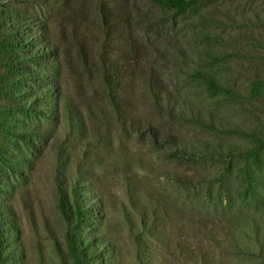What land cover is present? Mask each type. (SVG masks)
<instances>
[{
    "label": "trees",
    "instance_id": "obj_1",
    "mask_svg": "<svg viewBox=\"0 0 264 264\" xmlns=\"http://www.w3.org/2000/svg\"><path fill=\"white\" fill-rule=\"evenodd\" d=\"M1 1L0 264H26L22 260L11 261L15 251L13 245L21 241L20 230L12 197L7 194L3 196L2 193L6 192V187L15 188L18 180L22 182L19 188L26 187V167L32 170L40 156L38 143L48 145L52 155L53 205L57 224L62 226L60 234L65 248L46 219L44 226L48 237L53 240L60 264H122L113 237L118 226L125 230V235L133 244L137 264H220L216 260V249L222 258L237 253L255 255L264 260V225L253 218L247 221L250 230L245 231L244 235L258 245L257 249L237 239L233 226L225 227L227 230L223 235L229 245L220 250L216 238L218 233L222 234L223 226L220 223L236 224L238 215L225 213L227 211L212 213L189 204L185 199L173 197L163 189L148 191L140 188L144 181L143 171L162 174L171 182V187L177 186L178 189L208 183L215 176L208 172L206 163H220L229 157L230 163L231 159L233 164L243 162L234 171V178H239L240 189L237 194L247 199L259 197L256 185H264L260 157L264 152V53L258 59H249L245 68L247 75L244 73L245 83L239 84L236 80L232 83L222 81L223 73L217 69V62L223 58L209 50V69H193L191 72L192 78L206 89L207 98L214 102L212 106H206L200 99L176 92L162 80L152 63L148 65L158 59H173L172 50L181 52L176 36L166 33L173 30L171 25L165 26L166 20L153 12L151 15L150 12L143 13L140 0H98L93 13L104 30L103 41L106 49H111L112 58L100 52L94 60L90 58L92 46L85 43V47L82 43L74 45H78L76 53L78 58L81 57L87 72L95 73L100 78L101 96L107 101L111 115L106 120L110 122L113 119L118 127L133 136L150 137L151 144L168 151L164 161L159 156H155V160L143 156L133 159L134 156L127 154L115 155L111 138L109 145L99 141L100 136L97 140H88V118L95 119L98 114L88 107L90 116H84L79 108L66 101L56 61L60 53L59 45L52 42L43 19L19 12L7 14L9 9ZM44 1L61 8L60 17L63 22H67L65 27L70 25L77 41L85 38L81 35V24L87 23L88 11L80 0ZM150 1L173 10L175 14H186L208 7L209 3L218 0ZM207 19L212 20L205 16ZM60 26L63 28L62 22ZM262 27L264 21L255 20L243 31L250 30L248 39L255 38L254 43L257 42L264 50ZM137 28H141L140 31H144L147 37L139 38ZM257 50L254 47L251 53L247 48L241 49L238 54L248 56ZM141 62L147 66L137 67L136 64ZM136 78L142 81V100L145 99V104H150L169 122L219 131L234 141L221 142L205 138L186 140L141 118L136 103L138 95L134 84H131ZM218 98L225 100L226 104L232 102L239 105V119L243 124L218 111V107L223 105L217 102ZM62 103L65 104L64 113L69 125L63 136L53 126L10 122L14 116L25 115L27 118L38 117L57 123L61 118L59 106ZM105 111L101 110L100 114L104 115ZM15 139L32 145L30 156H22L21 163L13 159L12 150L4 143V140L10 142ZM250 158L257 160L254 167ZM184 159H193L197 166L186 168ZM89 163V166H84ZM93 165L111 168L121 179L126 201L120 199L118 203L112 202V218L106 190L99 187L101 179L91 168ZM231 169L228 167L226 173L231 172ZM213 179L218 184L219 199L227 198L230 179L223 174ZM22 198L24 209L33 218V201L23 195ZM8 237L12 240L9 241Z\"/></svg>",
    "mask_w": 264,
    "mask_h": 264
},
{
    "label": "rangeland",
    "instance_id": "obj_2",
    "mask_svg": "<svg viewBox=\"0 0 264 264\" xmlns=\"http://www.w3.org/2000/svg\"><path fill=\"white\" fill-rule=\"evenodd\" d=\"M83 6L87 9L88 21L81 24V35L85 38H80L78 41L73 35V31L70 30V25H65L67 22H63L60 17L62 12L58 5L46 2L44 0H2L1 4H5L9 9V13L19 12L21 14H28L30 17L36 18L37 16L43 19V23L46 25L48 35L52 42L59 45V56L57 64L60 69V80L63 92L67 102L74 104L79 108L83 115H89V109L93 108L97 112V118H88L87 121V137L88 140H97L109 145L110 138L114 141L113 153L115 155H129L143 156L146 159L155 160V156H159L160 160L164 161L168 151L164 148L158 147L155 144H151L150 137H137L122 130L118 127L113 119L108 122L106 118H111L109 113V105L102 95V86L100 78L97 74H90L83 66L82 60L78 58L76 53V43H82L85 47H93V53L90 58L94 60L97 56L104 54L107 57L112 58L111 49L107 50L104 44V30L101 28V24L98 23L97 15L93 12L98 0H80ZM140 6L143 13L150 12L166 20L165 26H172L166 33H172L177 39V44L181 49L179 53L177 50H172L174 53L173 59L169 61L155 60L149 62L148 65L156 67L161 78L171 88H174L176 92H180L184 96H193V98L200 99L206 106H212L211 100L207 98L206 89L196 79L192 78L191 72L193 69L208 70L209 69V50L220 56L223 59L218 60V70H221L223 82L232 83L233 80L238 81L239 84L245 83V70L247 63L251 57H258L263 55L264 50L257 45L255 38H250V30L243 31L244 27L249 26L255 20L264 21V0H218L209 3L208 7L199 8L198 10H191L186 14H175L173 10L162 8L155 5L150 0H140ZM78 4V3H76ZM69 10V9H68ZM70 12V11H68ZM153 12V13H151ZM67 13V12H66ZM205 16L212 18V20H205ZM65 21V20H64ZM60 22L64 26L61 28ZM87 24V25H86ZM261 27V26H260ZM264 28V27H262ZM255 29V27H254ZM257 29V28H256ZM141 28H137V34L139 38L147 37L144 31H140ZM172 30V31H171ZM252 30V29H251ZM258 30V29H257ZM63 31V32H62ZM264 34V29H261ZM256 32V30H254ZM253 32V33H254ZM85 43V44H84ZM254 47L258 50L251 54ZM248 49L251 53H246L248 56H242L238 54L241 49ZM101 52V53H100ZM100 53V54H99ZM251 54V56H250ZM225 60V61H223ZM48 61V60H47ZM137 67L147 66L145 62L136 64ZM138 70V69H136ZM186 71H188L186 73ZM190 73V74H189ZM238 73L241 76L238 77ZM227 78V79H225ZM142 81L138 78L132 80L131 84H134L135 92L138 95L136 103L138 106V112L141 118L151 121L155 126L160 129H167L174 132L186 140H192L195 138H205L209 140H217L221 142L234 141L232 137H228L219 131H208L205 128H197L192 124L171 123L163 115L161 116L158 111L150 104H145L143 99L144 93L141 91ZM140 88V89H139ZM217 101L222 102L223 105L218 107V111L221 114L231 118L235 122L243 124L239 119V105L236 103H227L225 100L218 98ZM65 104L59 106L61 111L60 121L57 123L50 122L38 117L27 118L25 115H18L10 120L13 124H25L27 122L31 124L41 123L47 127H55L57 133L63 136L68 130V121L65 116ZM101 110H106L103 114H100ZM90 116V115H89ZM88 116V117H89ZM105 120V121H102ZM244 126H246L244 124ZM81 139L84 137L78 136ZM7 146L13 152V159H16L19 163L20 159L25 156H30L31 144L26 143L20 139H15L10 142L4 140ZM40 156L38 162L35 163V167H26V187L19 188L22 183L17 181V185L14 187H6L3 192V196L12 197V206L17 214L18 227L20 230V243L16 246L13 245L15 251L12 262L25 261L26 264H60L57 254L53 246V240L48 237V232L45 229V219L51 223V227L54 229L58 236V240L61 246L65 248L63 237L60 234V228L57 224V217L55 215V207L53 205V182H52V155L49 151L48 145L44 143L40 145ZM103 153H108L101 150ZM162 152V153H161ZM161 154V156H160ZM263 166L261 169V175L264 177V152L260 154ZM132 159V160H133ZM135 161V160H133ZM161 161V162H162ZM257 160L250 158V163L253 167L256 165ZM158 162V161H157ZM160 162V161H159ZM233 160L226 158L220 163H206L208 172H211V176H223L228 177L230 193L227 194V198L219 199L218 196V184L215 177H212L208 183H199L190 185L187 189L177 188V186L171 187V182L166 180L162 174L144 172V181L140 188L148 191L165 190L171 196L178 197L181 200H187L189 204L196 205L200 208L209 210L212 213H233L238 215L237 223L231 224L222 221L220 224L223 226L222 234L218 233L217 240L222 248L227 247L228 241L223 235L226 232L225 227L235 226L234 233L236 238L242 243L246 242L250 244L253 249H257L258 245L251 239L244 235L245 231H249L248 220L253 218L260 224L264 225V185H256L258 198H243L237 194V190L240 189L239 178H234V171L243 162L232 163ZM256 162V163H255ZM183 164L186 168H195L197 163L193 159H184ZM89 164H85L87 167ZM92 165V164H91ZM232 167L231 172L226 173V169ZM101 179L99 184L100 188L106 190V196L110 202V217L112 218V202H119L120 199L126 201V195L123 191V185L119 175L115 173L111 168L104 166L93 165L91 166ZM229 170V169H228ZM5 187V186H4ZM4 190V188H3ZM141 190V189H140ZM20 191V192H19ZM1 192V191H0ZM33 201L34 210L32 212L33 218L28 214L22 205V195ZM116 205V203H113ZM117 206V205H116ZM219 211V212H218ZM234 228V227H233ZM112 237V228H111ZM118 252L123 260L122 264H137L135 259V249L130 239L125 235V230L122 227H116L113 235ZM11 241V237H8ZM217 244V242H214ZM216 260L220 264H264V260L255 255H243V254H229L226 258L220 257V252L216 249Z\"/></svg>",
    "mask_w": 264,
    "mask_h": 264
}]
</instances>
